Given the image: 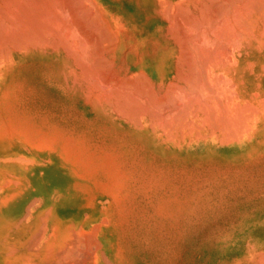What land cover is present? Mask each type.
Wrapping results in <instances>:
<instances>
[{"label": "bare ground", "instance_id": "1", "mask_svg": "<svg viewBox=\"0 0 264 264\" xmlns=\"http://www.w3.org/2000/svg\"><path fill=\"white\" fill-rule=\"evenodd\" d=\"M126 2L0 0V99L18 62H36L38 73L47 68L81 91L91 82L94 110L142 129L156 147L213 151L264 138V0ZM26 151L0 138L2 213L17 191H35L29 200L43 196L54 176V162L36 166ZM57 194L0 225V264L58 260L51 239L69 235L74 218L61 219ZM34 213L49 223L42 231L32 230ZM237 264H264V251L249 247Z\"/></svg>", "mask_w": 264, "mask_h": 264}, {"label": "rangeland", "instance_id": "2", "mask_svg": "<svg viewBox=\"0 0 264 264\" xmlns=\"http://www.w3.org/2000/svg\"><path fill=\"white\" fill-rule=\"evenodd\" d=\"M37 68L21 61L11 73L0 99V138L24 144L36 166L54 162L55 173L34 200L35 191L16 188L0 225L28 207L37 212L45 199L52 204L57 190L61 219L74 218L69 235L51 239L57 264H237L249 247L264 251V138L213 151L156 147L142 129L95 111L91 82L81 91ZM39 215L29 220L34 231L49 224Z\"/></svg>", "mask_w": 264, "mask_h": 264}]
</instances>
